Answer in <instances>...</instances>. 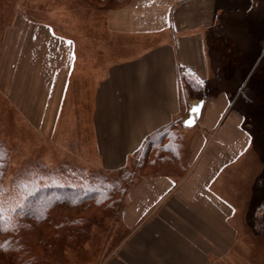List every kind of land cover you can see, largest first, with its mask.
Segmentation results:
<instances>
[{"label":"rangeland","instance_id":"rangeland-1","mask_svg":"<svg viewBox=\"0 0 264 264\" xmlns=\"http://www.w3.org/2000/svg\"><path fill=\"white\" fill-rule=\"evenodd\" d=\"M121 5L115 0H0V141L8 152L3 179L6 189L14 174L32 161L49 168L67 165L86 173L100 172L110 181L118 177V170H103L92 151H86L92 147L90 139L77 129L83 114L72 112L76 104L83 103L82 97L75 92L68 102V95L51 97L44 88L48 78L39 58L48 61L53 38L49 32L42 53L43 41L37 43L36 36L45 24L70 38L79 39L85 31L92 42L98 41L103 11ZM227 5L228 0H219L218 32L212 42L205 43L207 78L192 90L181 81L178 116L151 133L166 136L163 142L176 135L175 160L136 172L117 209L100 215L74 246L62 243L41 264H129L137 232L152 230L164 212L171 211L169 204L175 200L188 201L187 207L190 203L197 208L198 215L210 220L219 232L226 229L227 222L229 230L234 228V247L241 256L236 264H264V0L252 2L248 12L236 6L231 17H227ZM217 93L224 104H218ZM199 100L207 104L215 100L217 119L208 135L197 118L194 125H183L190 105ZM57 102L59 113H55ZM76 150L78 156L73 153ZM137 156L126 163L128 170ZM154 177H168L176 184L161 202L167 201L152 209L145 216L150 218L136 231L137 216L147 214L151 202L144 199L139 209L126 210L127 193L132 185ZM193 190H197L196 198L190 200ZM146 235H139L143 245ZM222 259L220 264L228 263Z\"/></svg>","mask_w":264,"mask_h":264},{"label":"crops","instance_id":"crops-1","mask_svg":"<svg viewBox=\"0 0 264 264\" xmlns=\"http://www.w3.org/2000/svg\"><path fill=\"white\" fill-rule=\"evenodd\" d=\"M255 1L228 0L227 17L232 16L236 6L248 12ZM219 10V0H130L103 11L98 28L100 40L95 42L85 31L77 39L53 32L52 26L40 25L36 42L43 41L42 53L47 49L49 32L53 38L47 50L48 61L39 58L48 78L44 88L51 97L68 95V102L75 92L82 97L83 103L76 104L72 112L83 114L77 129L87 134L84 136L92 147L86 151H92L94 161L103 170L125 166L149 134L178 116L183 73L191 74L198 82L207 78L205 43L212 42L213 34L218 32ZM100 20L99 13L97 25ZM230 38L228 42L233 44ZM220 95H215L220 99L218 104H224ZM214 102L203 101L197 117L207 135L217 116ZM59 112L57 102L55 113ZM73 153L79 155L77 150ZM175 184L168 177H154L132 185L126 210L139 209L144 199L151 202L147 214L136 215V231L150 218L145 216L152 209L167 201L161 202ZM196 191L190 200L196 198ZM185 202L173 201L169 204L171 211L164 212L162 221L156 222L152 230L137 232L130 257L126 256L129 264H220L222 258H226V264L239 262L234 228L229 230L227 222L224 231L215 230L210 220ZM139 235H146L145 245Z\"/></svg>","mask_w":264,"mask_h":264},{"label":"trees","instance_id":"trees-1","mask_svg":"<svg viewBox=\"0 0 264 264\" xmlns=\"http://www.w3.org/2000/svg\"><path fill=\"white\" fill-rule=\"evenodd\" d=\"M181 81L191 90L199 85L189 73H183ZM152 135L147 145L148 139L136 150L138 159L132 162L131 170L119 168L112 181L100 172L86 173L67 165L49 168L32 161L14 174L7 189L3 179L8 152L0 141V149L6 153L0 160V207L4 210L0 219L1 264H41L62 243L74 246L92 221L119 207L136 172L175 160L176 135H169L165 142L166 136ZM156 137L162 140L152 144Z\"/></svg>","mask_w":264,"mask_h":264},{"label":"water","instance_id":"water-1","mask_svg":"<svg viewBox=\"0 0 264 264\" xmlns=\"http://www.w3.org/2000/svg\"><path fill=\"white\" fill-rule=\"evenodd\" d=\"M203 106V101L199 100L190 105L188 115L183 120V125L190 127L194 125L196 118L200 115Z\"/></svg>","mask_w":264,"mask_h":264},{"label":"snow or ice","instance_id":"snow-or-ice-1","mask_svg":"<svg viewBox=\"0 0 264 264\" xmlns=\"http://www.w3.org/2000/svg\"><path fill=\"white\" fill-rule=\"evenodd\" d=\"M6 156V153L2 150V149H0V160H3V158ZM3 208L2 207H0V219H2L3 218V216H2V213H3Z\"/></svg>","mask_w":264,"mask_h":264}]
</instances>
